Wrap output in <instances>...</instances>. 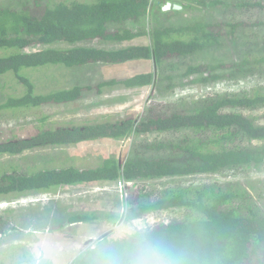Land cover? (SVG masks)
<instances>
[{"label": "trees", "instance_id": "16d2710c", "mask_svg": "<svg viewBox=\"0 0 264 264\" xmlns=\"http://www.w3.org/2000/svg\"><path fill=\"white\" fill-rule=\"evenodd\" d=\"M20 1L12 7L0 5V78L11 74L23 91L8 97L0 109L33 110L39 116L34 123L15 125L31 127L27 133L0 139V157L46 147L130 142L120 156L106 153L113 145L102 146L103 151H98L103 153L90 155V159L98 160L90 165H80L78 161L59 167L52 162L25 173L18 168L2 170L4 165L0 162V199L59 193L114 184L118 180L137 183L125 188L124 203L116 199L83 203L78 210L64 214L57 202H50L41 212L35 208L24 214L12 213L10 218L15 220V226L11 235L14 229L22 231L20 226H28L17 225L19 219L32 221L36 226L32 236L41 238L37 241L45 250L57 238L66 239L61 234L66 236L73 225L97 221L123 223L131 229L124 240L111 237L112 231L104 232L90 240L83 253L71 259L64 253L59 261L264 264V211L257 208L255 197L249 196L244 182L222 183L210 177L229 170L238 174L249 172L264 162V148L250 145L264 141V86L237 94L202 95L185 108L181 106L184 102L175 104L150 98L138 118L110 120L96 116L79 123L51 125L55 128L47 124L53 107L83 106L87 95L107 92L103 91L105 87L127 92L150 85L157 89V83L163 89L166 82L164 89L169 92L185 83L207 88L255 70L263 74L264 0ZM166 2L181 9L164 12L161 8ZM153 10H158L162 18L157 14L154 22H147ZM178 11L183 21L171 23ZM135 40L144 43L124 45ZM250 46L255 48L249 49ZM234 48L240 51L237 57L242 62L232 53ZM201 53H211L212 62H194ZM134 61L151 62L152 70L124 74L93 86L63 87L46 94L34 92L27 74L32 72L29 70L52 66L84 70L101 66L113 71ZM174 63L179 70L176 78L171 74L176 69ZM229 70L231 74L227 73ZM42 110L48 114H41ZM194 176H198L200 183L188 178ZM204 178L210 182H201ZM158 180H168L158 192L140 182ZM0 226L1 230L5 228L3 223ZM1 230L0 234L4 233ZM18 237L19 233L15 235ZM65 239L61 243L66 246ZM77 240L71 239L72 244ZM13 248L9 244L0 248V264H57L54 260L43 262L41 257L34 259L25 250ZM34 249L41 255L45 252L39 246ZM48 254L42 257L46 259ZM12 255L17 259L11 260Z\"/></svg>", "mask_w": 264, "mask_h": 264}, {"label": "rangeland", "instance_id": "374dc122", "mask_svg": "<svg viewBox=\"0 0 264 264\" xmlns=\"http://www.w3.org/2000/svg\"><path fill=\"white\" fill-rule=\"evenodd\" d=\"M178 3L182 2L181 0H176ZM16 2H21L20 0H0V5L2 6H15ZM153 10L150 13V16L146 18L147 22H154L155 15H159V12L157 10ZM161 17V15H159ZM162 18V17H161ZM183 21V17L181 14V11H178V16L173 18L171 20V23H178L180 21ZM163 21V20H162ZM181 21V22H182ZM145 28V27H144ZM264 28V27H263ZM264 31V29H262ZM254 40H259V37H255ZM137 43H144V40H135L130 42L129 44L136 45ZM248 45V44H245ZM255 47H249V49H254ZM232 53L235 57H237L240 54L239 50L231 49ZM197 58V57H196ZM212 54L208 53H201L199 54V59L194 60V62H212ZM238 61L242 62V58H238ZM214 60V58H213ZM219 60H222V56L219 57ZM250 59L246 60L249 61ZM188 61V60H187ZM175 64V72H172L171 74H175L176 78V72H179L178 65ZM180 65H186V63H180ZM195 64V63H193ZM179 65V66H180ZM181 67V66H180ZM152 70L151 62H131L127 64L124 67L121 68H115L113 71L108 70L106 67H95L91 70H84L79 68H63L61 66H52V67H43L39 68L35 71L29 70L32 72H27L28 76L30 77V80L34 84V92L37 94H46L50 91L61 89L63 87H70L73 85H96L100 81H109L112 78H120L123 77L124 74H138V73H149ZM220 73L223 72L222 70H219ZM217 71V73H219ZM231 74L230 70L227 72ZM178 77V76H177ZM227 79V78H226ZM228 81V80H225ZM230 81V80H229ZM232 85L224 86V87H215L213 86V89L209 90V87L202 88L198 85L193 84H187L185 83L184 86H178L177 84L173 85L176 86L177 89L169 90L164 89L166 82L163 83V89H160L157 83V89H154L153 85H150L148 87H143L138 90L134 91H114L115 89H120L117 87H105L103 91L100 94H95L94 92H91L89 95H87L84 99L83 106H77L71 105L70 107H53L50 111L51 117L47 120L48 127L55 128L52 126H59V123H65V122H74L79 123L80 121H84L85 119H93L96 116H99L101 118H107L110 120H123L127 119L128 117H140L142 110L145 107V102L152 98L153 100H160L164 102L169 103H175V104H181L180 102H184L181 104L183 108L189 107L191 102L199 99L203 96H211L215 93H240V92H249L255 87L258 86H264V73L260 74L259 71H253L249 75H239L237 79L234 81H230ZM211 87V86H210ZM23 91V88L21 85H18L17 82L13 79L11 74H7L6 76H3L0 78V105L5 103V100L13 95H19ZM172 92L171 97L169 94ZM181 93L180 95L177 93ZM186 92V93H185ZM78 107H81L78 108ZM77 109V110H76ZM71 110V111H70ZM70 111V113H68ZM41 114L47 115L48 112L42 110ZM39 113L35 112L33 110H9V109H0V139L3 137L11 138L12 135L17 134H25L27 133L31 127H16L20 122L28 123L32 122L34 123L35 117H38ZM52 125V126H51ZM46 128V127H45ZM32 130V129H31ZM128 141L126 142H104L103 144H95L90 143L88 146L79 148L76 145L75 147L71 148H55V147H46L34 151H28L24 152L20 155L15 156H8L4 155L0 157V162L3 163L4 167L2 170L6 169H16L22 170L25 173H29L33 168H41L42 166H48L52 164V162H55L56 165L59 167H66L68 165H71L72 163L76 164L78 161L81 163H78L80 165H90L95 164L98 162V160L92 158V156L97 155L99 152L98 150H102V146L107 145H113V147L110 150H106V153L108 155H118L120 156L123 153V149L128 147L129 145ZM251 146L254 147H260L264 148V141H254L250 143ZM73 154L69 156V154ZM103 151V150H102ZM96 152V153H95ZM94 153V154H92ZM103 153V152H99ZM78 155L81 156V160H79ZM92 155V156H90ZM90 157V158H89ZM92 161L91 163H89ZM33 172V171H32ZM225 175L219 174H213L210 177L218 178L216 180L225 182V181H241L244 182L249 196L255 197V200L257 202V208H260L262 211H264V162L260 164L257 168H254V170L249 172H238L236 170H229L226 172H223ZM195 178L198 183L200 181L198 180V176L194 177H188ZM187 178V181L189 180ZM171 180V179H170ZM174 180V179H173ZM168 180H162V181H148L145 183V186H148L147 189H150L151 191L158 192L163 188L164 183H166ZM196 181H189V182H196ZM196 182V183H197ZM201 182L209 183L210 181L207 178H204L201 180ZM99 186V185H95ZM94 186V187H95ZM101 188L92 189L95 190L91 194H86L82 196H74L73 191L76 190H68L65 192H47L52 196L51 202H57L58 208L60 209V212L66 213V212H73L78 210L80 204L83 203H92V202H99L101 200L105 199H115L117 198L119 202H123V195H121V201L119 198L118 193L112 194L106 192L105 190H100ZM146 189V190H147ZM82 192V191H81ZM21 197V196H19ZM16 198H10V199H0V201H9L11 199H17ZM86 197V198H83ZM49 202L45 205H38V206H24V207H14L7 212L4 213V218L0 220V223H3L4 225L9 223V227L7 228L6 233L0 234V248L7 247L8 244L10 246L11 243H17V241H22L20 245H17L18 248H12L14 250L21 249L25 250L27 252V255H30L32 258L37 259V253L39 250L34 249L35 245L34 243L38 240H40L38 237L35 238V236H32L36 234L33 231V228L35 229L36 226L34 225V222H30L25 220V218L19 219L18 222H16L17 225H28V226H20L22 228V231H19V228L14 229V232L11 235V232L13 229L11 227L15 226V220H12L10 218L11 214H18V213H26L28 210L35 209L38 212H41L44 206H49ZM43 206V207H42ZM54 208V206H52ZM4 211V210H3ZM122 211V208H121ZM57 213H54L52 215V218H56ZM9 218V219H8ZM8 219V220H6ZM64 219H66L64 217ZM61 223V222H60ZM73 230L68 232L66 236L61 234L62 237H66L65 243L71 242V239L74 237L79 239V237H86L81 244L80 247L77 250H85L86 247L89 245L90 240L97 239L101 233L104 232H111V237H115L117 239L124 240L131 234V229L128 228L123 223H108L105 221H97V222H90L85 224H76L73 225ZM0 226V230H1ZM2 232L4 231L1 230ZM19 233L21 237L15 238V235ZM57 234V233H56ZM55 234V235H56ZM11 235V236H10ZM50 235H44L45 238H48ZM58 237V236H56ZM69 237V238H67ZM35 238V239H34ZM43 238V237H42ZM60 238H57L53 244L49 247H51L48 250H45L44 253H38L39 257L42 258L43 262H51L53 259L60 260L61 257H65L60 251H64V248L57 247L56 245L59 244V241L62 242L64 239L58 240ZM17 240V241H15ZM74 240V239H72ZM40 246V244H39ZM4 248V249H5ZM11 248V247H9ZM60 250V251H59ZM100 250V249H99ZM131 250V249H129ZM46 253H49L46 259L42 256H45ZM51 257V259H49ZM53 258V259H52ZM11 260H16L14 255L10 257ZM55 260V261H56ZM52 263V262H51ZM11 264V262H9Z\"/></svg>", "mask_w": 264, "mask_h": 264}, {"label": "built area", "instance_id": "2783aa9c", "mask_svg": "<svg viewBox=\"0 0 264 264\" xmlns=\"http://www.w3.org/2000/svg\"><path fill=\"white\" fill-rule=\"evenodd\" d=\"M128 44L129 43H125L124 45H128ZM229 85L230 84L228 83V81L224 80V81L217 82L213 86L215 88V87H224V86H229ZM213 86H211V87L209 86V90L213 89ZM132 184H134V183L129 182V181H125V180H118L116 183L111 184V185L80 188V189H77L78 191H73V194H74V196H82V195L93 193L95 190H92V189L101 188L100 189L101 191L105 190L106 192H108L110 194H112L111 192L118 193L119 198H121V195L124 194V189L128 186H131ZM83 198H86V197H83ZM51 199H52V196L49 193L42 192V193H36V194L27 195V196H22V197H19L17 199H11L9 201H0V219L4 218L5 212H7L8 210H10L14 207L16 208V207H24V206L28 207V206L45 205L48 202L50 203ZM8 219H6V220H8ZM4 226H5V228H4L3 232L6 233L8 230L7 228L9 227L8 221Z\"/></svg>", "mask_w": 264, "mask_h": 264}, {"label": "crops", "instance_id": "0c3cea01", "mask_svg": "<svg viewBox=\"0 0 264 264\" xmlns=\"http://www.w3.org/2000/svg\"><path fill=\"white\" fill-rule=\"evenodd\" d=\"M96 144H102V143H96ZM78 146V149L79 148H83V147H86L85 145H77ZM116 200H118L117 198H115ZM77 238V237H76ZM49 239H51V238H49ZM62 239H64V238H62ZM72 239H75L74 237L72 238ZM85 239H87L86 237H79V239L77 240V242L75 243V244H72V242H69V243H66V246L65 245H63L60 241H59V244L58 245H56L57 247H62V248H64V251H60L62 254H64V253H66V254H69V259H71L72 257L74 258L75 257V255L76 254H81V253H83L84 251H83V249L82 250H77L79 247H80V244L85 240ZM15 241H17V240H15ZM51 243L53 242V240L52 241H50ZM21 243H23L22 241H17V243H11V245L12 246H17V245H20ZM39 244H40V242L39 241H36L35 243H34V245L36 246V247H38L39 246ZM68 245V246H67ZM41 249L40 250H42V251H45V250H48V249H50L51 247H46V249L44 250L43 249V247L40 245L39 246ZM3 248H5V247H3ZM53 259V258H52ZM54 260V259H53ZM56 260V259H55ZM54 260V261H55ZM57 264H63V263H61L60 261H58V260H56L55 261Z\"/></svg>", "mask_w": 264, "mask_h": 264}, {"label": "water", "instance_id": "95a60500", "mask_svg": "<svg viewBox=\"0 0 264 264\" xmlns=\"http://www.w3.org/2000/svg\"><path fill=\"white\" fill-rule=\"evenodd\" d=\"M170 9H173V10H180L181 9V7L179 6V5H176V4H171V3H169V2H166L163 6H162V8H161V10L162 11H168V10H170Z\"/></svg>", "mask_w": 264, "mask_h": 264}, {"label": "clouds", "instance_id": "9594fccd", "mask_svg": "<svg viewBox=\"0 0 264 264\" xmlns=\"http://www.w3.org/2000/svg\"><path fill=\"white\" fill-rule=\"evenodd\" d=\"M228 83L230 84V85H232L231 84V82L228 80ZM209 87V86H208ZM240 93H243V92H240ZM235 94H237V93H235ZM143 111H144V109L142 110V113H143ZM141 113V114H142ZM252 143V142H251ZM254 147V146H253ZM225 175V174H224ZM158 181H162V180H158ZM129 182H133L134 184H136L137 182L136 181H129ZM142 184H145L146 182H148V181H140ZM151 182V181H150ZM134 184H132L131 186H133ZM147 184V183H146ZM105 185H111V184H100L99 186H105ZM131 186H128V187H131ZM125 190V189H124ZM37 255H38V253H37Z\"/></svg>", "mask_w": 264, "mask_h": 264}, {"label": "flooded vegetation", "instance_id": "af4514ba", "mask_svg": "<svg viewBox=\"0 0 264 264\" xmlns=\"http://www.w3.org/2000/svg\"><path fill=\"white\" fill-rule=\"evenodd\" d=\"M37 258H38V260H39V258H40L39 255H37Z\"/></svg>", "mask_w": 264, "mask_h": 264}]
</instances>
